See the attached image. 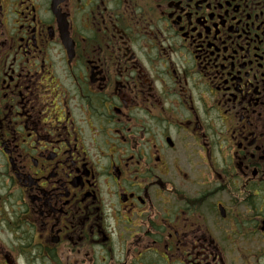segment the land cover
<instances>
[{
    "label": "flooded vegetation",
    "instance_id": "af4514ba",
    "mask_svg": "<svg viewBox=\"0 0 264 264\" xmlns=\"http://www.w3.org/2000/svg\"><path fill=\"white\" fill-rule=\"evenodd\" d=\"M0 264H264V0H0Z\"/></svg>",
    "mask_w": 264,
    "mask_h": 264
}]
</instances>
